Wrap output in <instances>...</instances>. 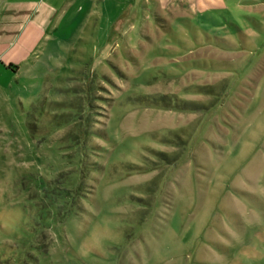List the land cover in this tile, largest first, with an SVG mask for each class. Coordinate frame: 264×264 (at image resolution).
I'll return each instance as SVG.
<instances>
[{"label":"rangeland","instance_id":"rangeland-1","mask_svg":"<svg viewBox=\"0 0 264 264\" xmlns=\"http://www.w3.org/2000/svg\"><path fill=\"white\" fill-rule=\"evenodd\" d=\"M96 7L0 72V264H264V0Z\"/></svg>","mask_w":264,"mask_h":264},{"label":"crops","instance_id":"crops-1","mask_svg":"<svg viewBox=\"0 0 264 264\" xmlns=\"http://www.w3.org/2000/svg\"><path fill=\"white\" fill-rule=\"evenodd\" d=\"M91 1L95 0H0V72L25 76L31 60L55 57L65 49L61 41L91 15L105 23L103 9L91 12Z\"/></svg>","mask_w":264,"mask_h":264}]
</instances>
